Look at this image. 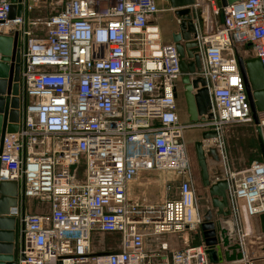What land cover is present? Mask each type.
Here are the masks:
<instances>
[{
  "label": "built area",
  "instance_id": "2783aa9c",
  "mask_svg": "<svg viewBox=\"0 0 264 264\" xmlns=\"http://www.w3.org/2000/svg\"><path fill=\"white\" fill-rule=\"evenodd\" d=\"M219 1L191 6L199 14L198 75L213 118L182 124L178 55L148 33L158 0H63L59 12L31 22L43 27L42 36L32 35L22 15L9 19L10 2L0 0V34L18 32L24 40V106L17 132L3 138L0 181L16 182L23 199L49 205L20 219L16 264H206L202 246L145 248L146 236L188 234L200 223L189 179L174 197L166 186L168 198L156 207L132 202L127 189L141 172L189 175L188 129L217 131L209 143L223 154V129L252 121L237 59L257 58L264 76V0L226 7ZM203 5L220 15L218 24ZM257 120L263 127L264 111ZM225 178L237 219L239 210L244 219L264 213L262 161L239 171L226 167ZM95 234L116 235L118 249L96 248Z\"/></svg>",
  "mask_w": 264,
  "mask_h": 264
},
{
  "label": "water",
  "instance_id": "95a60500",
  "mask_svg": "<svg viewBox=\"0 0 264 264\" xmlns=\"http://www.w3.org/2000/svg\"><path fill=\"white\" fill-rule=\"evenodd\" d=\"M163 1L173 10L178 21V31L171 34L169 43L173 44L178 55V67L182 74L179 80L181 98L187 120L189 123L212 120L206 81L198 75L201 64L195 39L197 29L191 16L194 0ZM235 1L220 0L219 6L226 7ZM9 2V19L21 15L27 18V10L34 3L29 0ZM23 49L24 40L18 32L0 34V153L4 136L17 132L19 109L24 106V91L20 82ZM237 61L264 164V126L259 127L257 120V113L264 111L263 72L255 57H238ZM217 138L215 130L201 131L200 139L193 143L199 181L206 195L202 199L196 197V213L200 223L193 230L196 238L192 245L203 247L206 264H244L250 259L249 235H241L239 219L231 207L224 156L218 146L209 143ZM23 203L21 188L16 182L0 181V264H16L20 219L24 215ZM251 219L258 220V233L264 241V213L250 219L242 217V227L250 229Z\"/></svg>",
  "mask_w": 264,
  "mask_h": 264
},
{
  "label": "crops",
  "instance_id": "0c3cea01",
  "mask_svg": "<svg viewBox=\"0 0 264 264\" xmlns=\"http://www.w3.org/2000/svg\"><path fill=\"white\" fill-rule=\"evenodd\" d=\"M162 3L165 5L164 10L166 12H172L168 4H166L163 0H158V7L159 4ZM62 5H63V0H42V1L34 2L33 6L31 8H28L27 18H26L27 28L32 33V35L42 36L44 35V29L42 26L31 25V22L36 20L46 19L56 14L61 10ZM158 16L159 15L157 14V16L155 17L154 21L151 23L150 26H155L157 28L159 43L161 45L169 44L171 40V34L173 32L178 31V27H177L178 21L176 20L177 25L174 24L175 25L174 27H169L163 25L162 22H160ZM176 101H177V113L179 115L180 122L182 124L189 123L187 120L188 117L185 113L184 104L181 98V86L179 87V85H178ZM197 132L199 134V139H200V132L199 131ZM184 141L187 146L185 133H184ZM194 142L195 141H193V143ZM139 175H138L139 177L137 176L138 177L137 179H134V181L129 183L127 194L132 202H137L143 207L146 206L156 207L159 204H161L163 201H165L168 198L165 193L166 186L170 187L169 195L173 197L176 196L179 184L183 179L184 180L189 179L191 181L195 193L197 191L196 193L197 197L200 196L202 199V197H205L206 195L205 191L201 188L198 171H196V169H194V167L192 166L190 168V174L182 178L178 177L173 172H167V171H160V173H156L154 171L141 172V174ZM198 181H199V187L197 186ZM155 186L158 189V193L156 194L150 193V195L145 194L146 188L152 189L155 188ZM23 204H24V215L32 214V213L42 214L49 211L48 203L39 201L38 199H33V198L24 199ZM203 209L202 211H204ZM238 213H239L238 218L240 221V226H239L240 233L241 235L243 234L246 235V233H248L247 235H249L247 242L250 250L249 253L250 259H248V261H245L244 264H264V250H263L264 241L263 239L260 238V233H258L259 232L258 220L251 219L250 229L247 230L245 227H242L241 210H239ZM195 234L196 233L194 231H189L188 234L182 233L181 235L176 233H166L159 236L158 238L157 236L149 235L145 237V248L149 251L158 252L159 243H166L168 252L181 250L185 248L188 244L192 245V241L196 238ZM94 236H96V234ZM100 236H104V237L107 236L109 239L111 238V241L105 243V240H97V243H95V239H94V244L96 248L105 251L118 249L119 243L117 242L118 238L116 237V235L101 234Z\"/></svg>",
  "mask_w": 264,
  "mask_h": 264
},
{
  "label": "rangeland",
  "instance_id": "374dc122",
  "mask_svg": "<svg viewBox=\"0 0 264 264\" xmlns=\"http://www.w3.org/2000/svg\"><path fill=\"white\" fill-rule=\"evenodd\" d=\"M164 9H165V5L163 3L159 4L158 17L160 22H162L163 25L174 27L177 18L174 15L173 10L172 12H166ZM203 9L204 12L207 13V16L210 17L211 21H213V26H215L220 22L219 14L214 15L212 11L208 9L205 5H203ZM196 14L198 13H195L193 10L191 11V16L193 17V19L195 18ZM178 85L180 87V83H178ZM185 138L187 140V153L191 159L190 168L192 166L194 167V169H196V171H198L194 156L193 141L199 140V134L195 129H188L185 132ZM221 144L223 148L225 164L226 167L229 169V171H239L247 167L253 161H262L259 144L257 140L256 127L253 124V121L234 124L225 127L222 131ZM156 173H160V172H156ZM138 177H136L135 179H137ZM197 186L199 187V181L197 183ZM150 193L151 194L158 193V189L156 188V186L155 188L152 189L146 188L145 194L150 195ZM94 239H95V243H97V240H105V243L111 241V238L109 239L107 236L104 237L100 235L94 236L93 242ZM117 242L119 243V241Z\"/></svg>",
  "mask_w": 264,
  "mask_h": 264
},
{
  "label": "bare ground",
  "instance_id": "6f19581e",
  "mask_svg": "<svg viewBox=\"0 0 264 264\" xmlns=\"http://www.w3.org/2000/svg\"><path fill=\"white\" fill-rule=\"evenodd\" d=\"M150 31H156V32H150ZM157 28L155 26H150L148 27V33H157ZM151 36H153L154 34H149Z\"/></svg>",
  "mask_w": 264,
  "mask_h": 264
}]
</instances>
